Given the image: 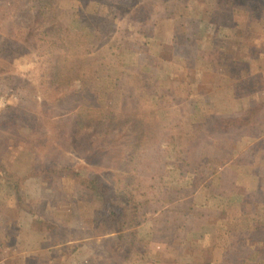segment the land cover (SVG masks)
Masks as SVG:
<instances>
[{
    "label": "rangeland",
    "instance_id": "obj_1",
    "mask_svg": "<svg viewBox=\"0 0 264 264\" xmlns=\"http://www.w3.org/2000/svg\"><path fill=\"white\" fill-rule=\"evenodd\" d=\"M85 2L56 0L54 9L42 8L39 15L35 2L28 1L17 7L25 12L20 17L16 6L0 0V119L16 114L10 106L31 109L35 96L41 103L40 95L47 91L43 80L50 81L57 63L63 73L69 72V59L78 56L77 66L86 73L81 77L91 80L90 86L78 99L71 93L81 80L61 79L58 83L66 84L62 97L77 99L66 101L65 107L88 113L89 103L95 102L100 109L92 111L103 114L123 115L122 108L135 115L139 111L148 125L150 119L161 127L135 167L119 168L128 176L116 182L117 188L127 185L132 175L136 186L142 184L135 196L140 202L148 199L144 218L127 230L135 234L133 245L122 244L110 232V223L93 227L94 214L84 206L82 186L58 180L47 189L32 180L26 184L24 206L63 225L64 238L53 244L51 237H37L31 250L26 237H33L41 225H30L0 181V264H264V0L247 3L246 11L218 16L216 26L207 20L212 11L220 13L219 0ZM143 4L141 14H133ZM211 43L217 53L232 58L234 82L227 77V65L215 76L201 61V53L212 52ZM98 72L113 85L95 77ZM138 74L149 83L139 90L131 87ZM115 80L127 83L123 90L136 99L123 100L114 89ZM89 88L92 94L87 96ZM245 106L258 109L261 126L253 130L258 137L221 130L217 136L210 134L213 113L237 115ZM30 113L23 109L20 125L0 129L2 143L21 141L14 150L18 157L8 158L11 171L27 169L30 152L45 164L52 156L50 142L28 150L33 148L25 140L34 137L28 132L34 125ZM189 139L196 143L190 154ZM20 153L24 155L17 159ZM82 156L68 151L62 158L82 173L101 172L106 165L84 166ZM69 214L81 223L66 222Z\"/></svg>",
    "mask_w": 264,
    "mask_h": 264
},
{
    "label": "trees",
    "instance_id": "obj_2",
    "mask_svg": "<svg viewBox=\"0 0 264 264\" xmlns=\"http://www.w3.org/2000/svg\"><path fill=\"white\" fill-rule=\"evenodd\" d=\"M28 1L31 3L35 2V6L39 9V15L43 13L41 11L42 8H48V10L50 8L54 9L56 3V0H8V4L10 6H16L17 16L23 17L25 12L23 9H19L18 11L17 7L23 8V4L26 5ZM165 1L169 0H164V2ZM251 1L252 0H219L220 13L212 11L210 20L207 21L216 26L215 22L217 23L220 21V16L225 15V13L234 14L239 8L246 11V7H248L247 3L249 4ZM78 2L85 5L88 4V1L85 2V0H78ZM236 5L238 6L236 7ZM145 8L146 6L144 4L142 6H137L133 14H141ZM210 46L212 51L210 55L200 54V59L203 61V64L205 67L207 66L210 72L215 73V76H221L217 74V72L221 70L222 65H227V77L234 79V82L237 77L231 67L232 58L225 56V53H217V46L215 43H211ZM118 48L123 52L121 45ZM213 53L217 55L212 56ZM223 57L224 61L221 60ZM59 58V56L56 57V60H59ZM105 59L106 57L103 58L102 63H104ZM69 61L73 64L71 66L68 65L69 72L63 73L61 66L58 67L57 63L50 73V81H46V83L43 80V87L46 84L45 87L47 86V91L40 95L42 97L41 103L37 100L39 97L35 96L34 107L32 103L31 109L21 107L22 104L10 106L7 109L15 110L16 114L8 115V117L2 120L0 119V129L5 130L11 125H20L18 121L19 114L23 109L27 112L30 110L31 113L29 116L31 119L33 117L34 125L29 126L28 132L34 137L25 140V143L28 147L33 148L28 150L33 151L34 149L36 150V147L42 149L43 147L41 146H44L45 143L49 144L50 142L51 146L48 147L51 148L52 151L50 160L45 164L42 162V159H39L37 153L34 154L30 152L31 163L29 167L27 168L26 166L27 169L21 172L17 169L11 171L7 166L9 165L7 164L8 158L9 156L10 158L16 156L17 153L14 152L17 151L16 147L21 141L17 139L9 140L7 144L4 142L6 147H4V143L0 141V181L11 190L10 194L14 196L17 208L31 219L30 225L32 226L35 223L41 225V228L34 232L35 235L33 237H26L28 239V248L31 250L35 248V245L32 246V241L37 237L39 240L51 237V243L53 244H60L64 238L63 235H61L64 230L63 225L59 226V224L55 222H49L35 212L26 209L24 206L23 202L25 201V197L29 194L26 184L27 182H32V180L39 181L41 188L47 189L54 187L58 180L61 184L65 183V180L71 181L72 184H79L83 187L84 191V195L81 198L86 203L84 206H89L94 214L92 220L93 227L94 224L99 227V223L101 222L104 224L110 223V232L117 233L120 243L133 245L135 234L131 231L130 234H128L127 230L142 222L145 211L144 207L147 206L148 199H145L144 202H140L136 199L135 193H137L142 184L140 183L139 186H136V184L133 183L132 175L129 177L131 181H128L127 185L124 184L117 188L116 182L127 178V172H123L120 169H123L127 164H131L135 167V162L138 158L141 156L143 157V155L147 153L150 148V141H153L155 134L161 131V127L158 123V125L155 124V122L151 123L149 121L150 119H147L149 122L148 125L146 117L143 119L141 117L142 115L139 116V111H137V115H135V113H125L122 108L123 115H119L113 111L103 114V112L92 111V109L96 107L100 109L99 105H95V102L89 103L87 108H91V111L88 113H84L83 109H77L78 106L73 109L65 107L67 100L63 98L65 95L62 97L60 92L66 84L63 85V83H58L61 79L67 77L65 83L75 81L76 79L81 80V86L78 90H72L73 92L71 93V95L78 99L82 96V93L88 89V86H90L89 81L91 82V80L88 81L81 77V74L86 73L83 72V66H77L79 61L78 56L74 55ZM75 70L78 71L76 72ZM73 71H75L74 74ZM95 77L100 78L102 82L107 80L109 85H113V82H110L101 72H98ZM146 78L147 77L144 75L138 74L137 77H134L135 82H133L131 87L138 90L139 88H145V85H149L148 79ZM114 82L115 91L118 90L117 92L122 93V96H124L123 100L129 103L127 100L134 97V95L129 96L127 90H123L128 84L123 80H115ZM69 87L70 84H67L65 90H68ZM91 94L92 92L90 89L87 92V96ZM135 99L136 97L133 98V100ZM75 100L77 99L69 97V101L67 102L71 104ZM126 102H123V105H125ZM38 105H42V108L38 109ZM7 113L8 112H5L4 114ZM212 115H214V120L211 122V135L217 136L221 130V134L237 132L242 135H247L252 139L259 136L253 133V130L256 131L257 128L261 126V122L257 118V108L245 106L243 111L237 115L223 116L218 113H213ZM149 133L151 136L150 138L146 136ZM195 146L196 143H194V140L189 139L187 143L189 154L195 149ZM68 151H73L77 154L82 153V157L85 159L84 166H87V164L97 167L98 165H106H104V169L101 172L88 170L82 173L80 169H77V166L69 165L66 163V160L62 158L64 153ZM20 155L21 156L17 159H20L24 154L22 155L20 153ZM49 182L51 183L49 184ZM34 187V190L38 188L36 186ZM147 188L150 187L147 185ZM70 215L72 216L73 214H69V218L66 219V222L69 220V222L75 221V223H80L78 219H71L73 217L70 218ZM97 217H99V219L96 220ZM128 239H132V242L130 243ZM106 243L107 247L109 245L108 241ZM37 246L39 245H36V248ZM20 259L22 260L23 257ZM6 263L9 264L10 261Z\"/></svg>",
    "mask_w": 264,
    "mask_h": 264
},
{
    "label": "crops",
    "instance_id": "obj_3",
    "mask_svg": "<svg viewBox=\"0 0 264 264\" xmlns=\"http://www.w3.org/2000/svg\"><path fill=\"white\" fill-rule=\"evenodd\" d=\"M258 196H260V195H258ZM80 223H81V221H80ZM82 246H83V248H84V247L86 246L85 243H82Z\"/></svg>",
    "mask_w": 264,
    "mask_h": 264
}]
</instances>
